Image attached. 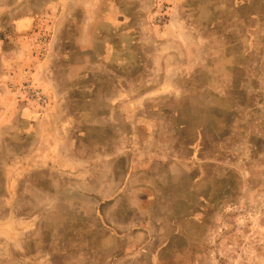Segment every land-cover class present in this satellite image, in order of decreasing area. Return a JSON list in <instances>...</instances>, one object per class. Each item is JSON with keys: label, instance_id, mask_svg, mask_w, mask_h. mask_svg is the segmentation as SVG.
<instances>
[{"label": "rangeland", "instance_id": "rangeland-1", "mask_svg": "<svg viewBox=\"0 0 264 264\" xmlns=\"http://www.w3.org/2000/svg\"><path fill=\"white\" fill-rule=\"evenodd\" d=\"M0 264H264V0H0Z\"/></svg>", "mask_w": 264, "mask_h": 264}]
</instances>
